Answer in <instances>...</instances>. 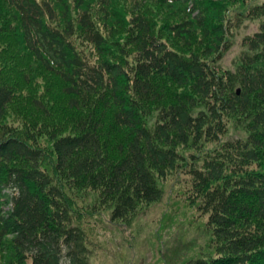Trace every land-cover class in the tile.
I'll return each mask as SVG.
<instances>
[{
  "label": "trees",
  "instance_id": "1",
  "mask_svg": "<svg viewBox=\"0 0 264 264\" xmlns=\"http://www.w3.org/2000/svg\"><path fill=\"white\" fill-rule=\"evenodd\" d=\"M169 201L207 216L187 264H264V0H0V264Z\"/></svg>",
  "mask_w": 264,
  "mask_h": 264
},
{
  "label": "rangeland",
  "instance_id": "2",
  "mask_svg": "<svg viewBox=\"0 0 264 264\" xmlns=\"http://www.w3.org/2000/svg\"><path fill=\"white\" fill-rule=\"evenodd\" d=\"M257 24L247 22L239 38L255 33ZM238 53L235 47L226 57L225 64L230 66ZM173 202L151 206L130 229L120 230L110 223L101 225L100 234L93 240L98 246L90 256L91 264H187L208 238L205 231L207 216H200V213L183 215L179 208L180 214L169 217ZM161 250L165 255L159 261Z\"/></svg>",
  "mask_w": 264,
  "mask_h": 264
},
{
  "label": "water",
  "instance_id": "3",
  "mask_svg": "<svg viewBox=\"0 0 264 264\" xmlns=\"http://www.w3.org/2000/svg\"><path fill=\"white\" fill-rule=\"evenodd\" d=\"M240 92L238 91V94H239Z\"/></svg>",
  "mask_w": 264,
  "mask_h": 264
}]
</instances>
